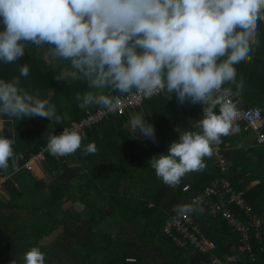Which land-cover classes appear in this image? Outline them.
I'll return each instance as SVG.
<instances>
[{"label": "trees", "instance_id": "trees-1", "mask_svg": "<svg viewBox=\"0 0 264 264\" xmlns=\"http://www.w3.org/2000/svg\"><path fill=\"white\" fill-rule=\"evenodd\" d=\"M259 41L251 62L236 65V83L225 86L231 89L233 99L242 97L241 106L264 109V22L259 25ZM25 63L30 71L27 77H20V86L54 103L62 121L36 116L18 120L0 117V135L13 139L14 152L23 157L17 161L16 170L11 162L7 170L0 169V178H4L0 186L7 194L0 195V264H12L14 260L23 264V254L33 246L45 253V264H57L60 255L69 252L70 261L75 264H195L199 256L192 247L180 245L163 231L166 220L178 209L189 206L192 196L224 174L238 190L250 182L258 188L259 175L246 174L244 165L238 166L244 154L264 151L244 120L234 119L238 131L221 137L218 144L227 164L233 162L227 166V172L217 166L213 148V155L204 158V169L186 174L179 185H167L156 176L148 161L167 154L170 143L178 140L179 134L198 131L191 125L203 118V105L181 103L175 93L170 98L166 91L130 111L110 114L85 128L81 133L82 148L74 154L50 155L47 141L51 133L56 134L99 107L78 106L81 101L76 99L77 94L92 89L86 82L73 81L70 65L52 59L46 47L37 49L29 45L16 63L0 62V79L19 76L20 66ZM56 76L62 79L57 80ZM239 82L242 84L237 88ZM216 111L219 113V105ZM140 113L154 126L155 142L139 131L137 136L129 132L130 118ZM249 139L254 145L245 147ZM91 142L98 151L85 154L83 146ZM42 150L39 164L29 160ZM237 168L241 171L236 172ZM245 192L252 205L255 193L251 189ZM76 202L83 205L80 211L73 207ZM189 207L197 209L189 213L201 230L216 241L219 254H230V246L236 240L230 225L221 218H212L205 206ZM58 227L62 231L57 239L44 242ZM261 231V241L255 247L256 259L242 256L239 264H264L260 250L264 245V226Z\"/></svg>", "mask_w": 264, "mask_h": 264}, {"label": "clouds", "instance_id": "clouds-1", "mask_svg": "<svg viewBox=\"0 0 264 264\" xmlns=\"http://www.w3.org/2000/svg\"><path fill=\"white\" fill-rule=\"evenodd\" d=\"M262 22L264 0H0V62L16 63L29 45L46 47L52 59L70 65L73 81L86 82L92 89L77 94L84 107L96 105L114 112L123 96L135 92L151 97L165 91L170 98L175 93L181 103L203 105V118L196 125L200 131L179 134L167 154L148 161L159 179L175 186L186 174L204 169V158L213 155L221 137L238 131L233 106L217 94L223 85L236 83V65L251 62ZM29 71L25 63L19 76L0 79V117L36 116L61 123L54 103L20 86V77H27ZM129 124L132 134L139 131L155 142L154 126L144 116L134 115ZM68 126L60 135H49L50 155L62 157L81 150L84 130ZM14 143L0 135V169L7 170L11 162L16 170L23 158L14 152ZM82 150L98 151L94 142ZM237 246L236 236L230 254L222 253L220 258L216 246L213 255L229 261L228 256L236 254L234 264H239L247 256ZM45 258L33 246L23 254V264H45ZM205 264H210L208 258Z\"/></svg>", "mask_w": 264, "mask_h": 264}, {"label": "built area", "instance_id": "built-area-1", "mask_svg": "<svg viewBox=\"0 0 264 264\" xmlns=\"http://www.w3.org/2000/svg\"><path fill=\"white\" fill-rule=\"evenodd\" d=\"M218 94L223 101L233 106L234 119L244 120L247 126L255 132L256 140L264 143V115L262 114V110L257 106L239 107L236 100L232 98V91L228 86L223 85ZM151 97H146L135 92L131 95L123 96L119 101L117 111L109 112L101 108L87 111L86 115L82 118L72 121L68 128L76 127L79 131H83L85 128L104 120L110 114H120L130 111V109L141 105ZM63 129H60L55 135H60ZM213 148L217 166L220 167L223 173L227 172L228 164L221 156L219 146L215 145ZM41 155L43 156V150L31 155L29 160L37 161ZM193 205L205 206L209 209L212 218L225 220L230 225L231 232L236 233L237 247L240 251L251 261L256 259L255 247L260 243L262 238L261 229L263 222L255 212L253 206L247 201L244 190L236 189L230 179L224 174V176L213 179L210 184L204 187L202 192L192 196L189 206ZM163 231L167 235H171L180 245H190L192 251L199 256V264H205L207 258L210 264H234L237 262L238 255L236 254L229 255V261H220L217 256L213 255L217 246L216 241L200 230L199 224L194 220L189 211L179 210L176 214L171 215L166 220Z\"/></svg>", "mask_w": 264, "mask_h": 264}, {"label": "crops", "instance_id": "crops-1", "mask_svg": "<svg viewBox=\"0 0 264 264\" xmlns=\"http://www.w3.org/2000/svg\"><path fill=\"white\" fill-rule=\"evenodd\" d=\"M241 84H242V82L238 83V85H240V86H241ZM234 100H236V102H237L239 107H244V106H241L242 100H243L242 97H239L237 99L235 98ZM260 108H261V110H264L263 106H261ZM202 110H203V107H202ZM140 115H142V114L140 113ZM196 125H197V123L196 124L194 123L191 126L193 128H196ZM129 126H130V124H129ZM198 131H200V129ZM136 132L138 133V131H136ZM255 141L257 143H259V146H264V143H260L257 140H255ZM253 143H251V140L249 139V142L245 143V147H248L250 144H253ZM254 154L255 155H253V154H249V155L248 154H244L243 157H242L243 159L241 161H239V165L238 166H242L243 167V165H244V172L246 174H249V173L253 172V173H256L257 175H259V177H260L259 179L260 180L257 182L259 186H258V188L257 187L254 188L253 187V183L250 182V183H247L245 185V187H243V189H241V190L246 191L247 189L248 190L251 189L255 193L254 198H253V202H252V206L255 208L256 212L259 214V216H260V218H261V220H262V222L264 224V151L255 152ZM234 158H235V156H234ZM236 161H238L237 158H236V160L234 159V164L235 165H237V163H235ZM229 164L232 166L233 162H232V164H231V162L230 163L228 162V165ZM235 171L236 172L241 171V168L240 169L237 168ZM260 250H261V252H263V253H261L262 257H264V245L262 247H260ZM217 255L220 258H223V257L220 256L221 254H219V251L217 252Z\"/></svg>", "mask_w": 264, "mask_h": 264}, {"label": "rangeland", "instance_id": "rangeland-1", "mask_svg": "<svg viewBox=\"0 0 264 264\" xmlns=\"http://www.w3.org/2000/svg\"><path fill=\"white\" fill-rule=\"evenodd\" d=\"M67 75H68V73L65 72L64 76H67ZM81 105H82L81 103L78 104L79 107H81ZM128 130L132 134V130H131L130 126L128 127ZM137 134H138L137 132L133 133L134 136H137ZM42 158H43L42 155L39 156L38 157L39 160H37V161H40ZM39 163L40 162H37V164H39ZM2 179H3V177L0 178V184H1ZM0 195H3V197H6V195H7L4 191H2L1 186H0ZM73 207H74L75 211H80L82 209L83 205L78 203V202H76ZM61 231H62V227H58L57 230H55L50 237H48V238H46V240H44V242L51 243L52 241H54L55 237L57 239V236L59 234H61ZM71 254H72V252H69L68 255L67 254L66 255H60L57 264H75V261H70V256L69 255H71Z\"/></svg>", "mask_w": 264, "mask_h": 264}]
</instances>
